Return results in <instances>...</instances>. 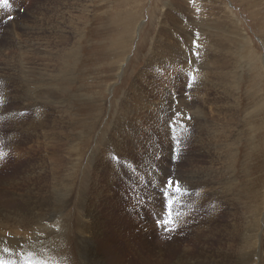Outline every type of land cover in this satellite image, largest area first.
Segmentation results:
<instances>
[{"label":"rangeland","instance_id":"obj_1","mask_svg":"<svg viewBox=\"0 0 264 264\" xmlns=\"http://www.w3.org/2000/svg\"><path fill=\"white\" fill-rule=\"evenodd\" d=\"M169 1L0 0V264H264V0H198L238 37L213 80L154 49Z\"/></svg>","mask_w":264,"mask_h":264},{"label":"bare ground","instance_id":"obj_2","mask_svg":"<svg viewBox=\"0 0 264 264\" xmlns=\"http://www.w3.org/2000/svg\"><path fill=\"white\" fill-rule=\"evenodd\" d=\"M195 1V2H194ZM170 0L168 6V12L165 15V17H163V22L161 25V29L158 33V39H157V43L154 47V49L157 50V53L159 54H168L172 56V64L174 63H181L183 62V60H185L187 63H191L190 65H198L202 62L200 69L206 70L205 71V76L204 78H207L209 76H211L212 80L215 79L216 76H221L222 78H228L230 76H232V70L229 68L231 66V55L235 52V48L238 47V44L236 42V39H238V37H234V35L231 33V29H230V25H229V21L230 20V14L227 11V6H225L226 9L223 10V12L219 9H213V6L209 3H204V5H202V3H199L198 0ZM204 1V0H199ZM212 1V0H211ZM216 11V13H215ZM207 18L204 17V15H207ZM228 21V22H227ZM232 22V21H231ZM230 22V23H231ZM233 24H231L232 27ZM234 27V26H233ZM236 29V28H235ZM233 31V30H232ZM237 33V32H236ZM243 39V37H242ZM173 42V43H172ZM201 44V45H200ZM196 46L199 47L200 50H205L206 53L202 54L201 56L195 57L191 52V56L189 55V51L192 49V47ZM240 49V48H239ZM245 50V49H244ZM248 50V49H247ZM162 52V53H161ZM210 53V54H209ZM247 54V53H245ZM251 55V54H248ZM188 56V58H187ZM240 57L242 56L241 53L239 55ZM127 57V56H126ZM244 56H242L243 58ZM252 60V59H251ZM155 64V62H154ZM180 65V64H179ZM181 67V66H180ZM180 69V68H179ZM235 71V69H234ZM237 71V69H236ZM202 72V71H201ZM207 73V75H206ZM202 74V73H201ZM235 74V73H234ZM240 74V73H239ZM224 75V76H223ZM237 75V74H236ZM238 76V75H237ZM229 79V78H228ZM138 80V79H137ZM207 80V79H206ZM207 82V81H206ZM210 83V82H209ZM238 84V83H237ZM234 87V86H233ZM236 87V86H235ZM206 88V87H205ZM239 89V88H238ZM134 97V96H133ZM130 96V98H133ZM143 97V96H141ZM141 97H136V100L139 101L138 98ZM134 100V99H133ZM194 100V99H193ZM215 102V101H214ZM134 103V102H133ZM196 104V103H195ZM134 106L127 104V107L124 108V110H129V109H133ZM123 109V107H122ZM236 109V108H235ZM237 119V118H236ZM206 120V119H205ZM206 123H209V121H205ZM224 124V123H223ZM223 128V127H222ZM235 132V131H234ZM233 132V133H234ZM131 133V132H130ZM234 134H237V132H235ZM226 136V135H225ZM132 137V136H131ZM234 138V135L232 136ZM224 138V137H223ZM128 139V138H127ZM237 139V138H236ZM213 141V140H212ZM211 141V143L207 144V147H210V149H219V148H223V147H219V144H223V146L225 147L224 149L226 150L225 154H231L233 157L235 156V149L233 147L234 145V141L232 139H228L227 142L224 141H218V140H214L213 142ZM209 142V141H207ZM90 144V143H89ZM211 144H213L214 146H212ZM197 145V144H196ZM126 146V145H125ZM119 147V146H118ZM69 148V147H68ZM122 148V147H121ZM213 149V150H214ZM70 150V149H69ZM72 151V150H71ZM93 156V155H92ZM230 160V159H229ZM88 161V160H87ZM83 162V161H82ZM110 162V161H109ZM115 163V162H114ZM76 166V165H75ZM74 166V168H75ZM81 166V165H80ZM230 166V165H229ZM115 168V167H114ZM117 168V167H116ZM80 169V168H79ZM96 170V168H95ZM117 171V170H116ZM81 172V171H80ZM79 172V173H80ZM185 173V172H184ZM218 174V173H216ZM59 175V174H58ZM81 175V174H80ZM95 175V174H94ZM187 175V174H186ZM215 175V174H214ZM196 176V175H195ZM224 176V175H223ZM71 177V176H70ZM97 177V176H96ZM204 176H202V174L197 173V177L192 178V183L193 185H198V180L201 178L203 179ZM63 178V177H62ZM88 179V178H87ZM206 180V178H204ZM188 180V179H187ZM89 181V180H88ZM182 181V180H181ZM186 182V181H185ZM66 184V183H65ZM64 184V185H65ZM86 184V183H85ZM89 185V183H87ZM91 184V183H90ZM58 185V184H57ZM62 186V185H61ZM92 186V185H91ZM93 186H95L93 184ZM168 186V185H167ZM57 187V186H56ZM33 188V187H32ZM58 188V187H57ZM97 188V187H96ZM35 189V188H34ZM93 189V187H92ZM91 189V190H92ZM98 189V188H97ZM180 189V188H179ZM77 190V189H76ZM87 190H90L87 189ZM93 191V190H92ZM29 193V192H28ZM100 192L95 191V194H98L99 196H101L99 194ZM10 194V193H9ZM30 195V194H29ZM33 195V194H32ZM93 195V196H94ZM62 196V194H61ZM77 196V195H76ZM106 197H108V199L106 198V203L110 204L112 201V199H114V203L116 202V199L113 198V194L111 192L106 193L105 195ZM10 197V196H8ZM28 197V196H27ZM13 198V196H12ZM88 198V197H87ZM95 198V197H94ZM86 199V198H85ZM111 199V200H110ZM84 200V199H83ZM65 201V200H64ZM94 201V200H93ZM97 201V200H96ZM111 201V202H110ZM11 202V201H10ZM118 202V200H117ZM96 203V202H95ZM114 203L110 204V208L114 205ZM90 204V202H89ZM36 205V204H35ZM95 206V205H94ZM34 207V206H32ZM121 207V206H120ZM126 207V206H125ZM1 208V207H0ZM45 208V207H44ZM109 208V215L110 214H116L112 208ZM95 210V209H93ZM100 210V209H99ZM40 211V210H39ZM130 211V210H129ZM128 211V212H129ZM27 212V211H26ZM71 212V210H70ZM92 212V211H91ZM94 212V211H93ZM93 214V213H92ZM25 215V214H24ZM52 215V213H51ZM98 215V214H97ZM4 216H6L4 214V212H0V224L2 226H6L8 223H12L15 224L17 221H19V219L15 218L12 219L9 217V220L5 223V218ZM100 216V215H99ZM121 216L124 217V219L118 222V221H114L111 220V224L116 227L118 234L123 235L125 233V230L123 228V223L126 222L125 220V216L121 213ZM162 216V215H161ZM93 217V216H91ZM101 217V216H100ZM112 217V216H111ZM129 217V216H128ZM28 218V217H27ZM37 218V217H36ZM35 218V219H36ZM85 218V216H84ZM98 218V217H97ZM127 218V216H126ZM95 219V217H93V220ZM73 226L75 227V231L77 232V230H81L83 233L86 232H90V235H92L91 233L93 232V227L91 225L93 224H84V219L82 216V210L78 208V210L76 211V217L73 219ZM89 220V219H88ZM102 220V219H101ZM131 220V219H130ZM14 221V222H13ZM33 221V220H32ZM46 221V220H45ZM84 221V222H83ZM100 221V219H99ZM26 222V221H25ZM31 222V221H30ZM88 222V221H87ZM92 222V221H91ZM98 222V221H97ZM130 225H132L133 227L136 225L134 224L132 221H129ZM90 223V221H89ZM99 223V222H98ZM32 224V223H31ZM97 224V223H96ZM110 224V225H111ZM11 226V225H10ZM39 226V225H38ZM94 226V225H93ZM99 226V225H97ZM101 226V225H100ZM8 227V226H7ZM31 227V226H30ZM50 227V226H49ZM106 227V226H105ZM125 227V226H124ZM5 228V227H4ZM9 228V227H8ZM29 228V227H28ZM99 228V227H98ZM97 228V229H98ZM94 229V230H97ZM103 229V228H102ZM6 230V228H5ZM41 230V229H40ZM105 230V229H104ZM115 230V232H116ZM7 231V230H6ZM98 231V230H97ZM114 231V229H113ZM17 232V231H16ZM19 232V231H18ZM99 232V231H98ZM103 230H102V234H103ZM106 232V231H105ZM104 232V233H105ZM36 233V232H35ZM116 234V233H115ZM99 235V234H98ZM119 235V236H120ZM82 236V235H81ZM89 236V235H87ZM85 236V237H87ZM125 236V235H124ZM58 237V235H57ZM79 237V236H78ZM93 237V236H92ZM98 237V236H97ZM129 237V236H128ZM127 237V238H128ZM80 238V237H79ZM90 238V236H89ZM38 239V237H37ZM73 239V237H72ZM77 239V238H76ZM131 239V238H130ZM75 240V239H74ZM83 240L84 236H83ZM93 240V239H91ZM134 240V239H133ZM77 241V240H75ZM82 241V239H81ZM88 241V240H87ZM90 241V240H89ZM88 241V242H89ZM96 241V240H95ZM126 241V240H125ZM235 241V240H234ZM73 242V240H72ZM83 242V241H82ZM100 243V241H98ZM78 243V241H77ZM75 243V244H77ZM90 243V242H89ZM130 243V242H128ZM46 244V243H45ZM49 244V243H48ZM46 244V245H48ZM80 244V243H79ZM94 245L96 243H93ZM236 244V243H235ZM78 245V244H77ZM98 245V244H97ZM101 245V244H100ZM128 245V244H127ZM131 245L133 246V243L131 241ZM37 246V245H36ZM40 246V245H39ZM45 246V245H44ZM72 246V245H71ZM74 246V245H73ZM41 247V246H40ZM96 247V246H95ZM32 248V247H31ZM36 248V247H35ZM64 248V247H63ZM84 248V247H83ZM102 248V247H101ZM105 248V247H104ZM127 248V247H126ZM59 249V248H58ZM76 249V246H75ZM79 249V248H78ZM24 250V249H23ZM34 250V249H33ZM38 250V249H37ZM63 250V249H62ZM73 250V249H72ZM84 250V249H83ZM94 250V249H93ZM106 250V249H104ZM57 251V250H56ZM224 251V250H223ZM74 252V251H73ZM134 252V251H133ZM137 252V251H136ZM135 252V253H136ZM48 253V252H46ZM77 253V252H76ZM75 253V254H76ZM80 253V252H79ZM227 253V252H226ZM225 253V254H226ZM71 254V253H70ZM134 254V253H133ZM138 254V253H137ZM206 254V253H205ZM213 254V253H212ZM19 255V254H18ZM27 255V254H25ZM32 255V253H31ZM77 255V254H76ZM87 255V254H86ZM94 255V253L92 254ZM140 255V254H139ZM186 255V254H185ZM193 255V254H192ZM227 255V254H226ZM33 256V255H32ZM45 259H44V263H37L35 261L30 260L27 263H20V264H69V254L66 252H62L60 251L59 253H55L54 255H44ZM74 256V255H73ZM88 256V255H87ZM181 256V255H180ZM191 256V255H190ZM233 256V255H232ZM257 255L253 254V256H251L247 261L249 260H254L256 259ZM78 257V255H77ZM95 257V256H94ZM99 257V256H98ZM183 257V256H182ZM231 257V256H230ZM255 257V258H254ZM16 257H10L8 259L11 260L10 262L12 264H16ZM92 258V256H91ZM100 258V257H99ZM259 258V257H257ZM72 259V258H71ZM97 259V258H96ZM185 259V258H184ZM239 259V258H237ZM102 260V259H101ZM192 260V259H190ZM232 260V259H231ZM241 260V259H240ZM4 261V260H3ZM79 261V260H78ZM81 261V260H80ZM106 261V260H105ZM123 261V260H122ZM179 261V260H178ZM85 263V261H83ZM94 262V261H93ZM104 261H102L103 264ZM192 262V261H191ZM250 262V261H249ZM82 263V262H81ZM182 263V262H181ZM195 263V262H194ZM74 264V263H73ZM78 264V263H77ZM83 264V263H82ZM90 264V263H89ZM93 264V263H92ZM97 264V263H96ZM101 264V263H100ZM107 264V263H105ZM129 264V263H128Z\"/></svg>","mask_w":264,"mask_h":264},{"label":"snow or ice","instance_id":"obj_3","mask_svg":"<svg viewBox=\"0 0 264 264\" xmlns=\"http://www.w3.org/2000/svg\"><path fill=\"white\" fill-rule=\"evenodd\" d=\"M10 19H11V17H10ZM172 185H173V181L169 180V181H168V187L171 188ZM178 190H179V188H177V191H178ZM169 215H170V214H169ZM169 223H171L170 220H165V221H164V224H165V225H168Z\"/></svg>","mask_w":264,"mask_h":264}]
</instances>
